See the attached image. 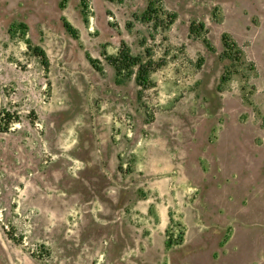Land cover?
Returning a JSON list of instances; mask_svg holds the SVG:
<instances>
[{
    "label": "rangeland",
    "instance_id": "rangeland-1",
    "mask_svg": "<svg viewBox=\"0 0 264 264\" xmlns=\"http://www.w3.org/2000/svg\"><path fill=\"white\" fill-rule=\"evenodd\" d=\"M86 1L0 0V264H264V0Z\"/></svg>",
    "mask_w": 264,
    "mask_h": 264
},
{
    "label": "trees",
    "instance_id": "trees-1",
    "mask_svg": "<svg viewBox=\"0 0 264 264\" xmlns=\"http://www.w3.org/2000/svg\"><path fill=\"white\" fill-rule=\"evenodd\" d=\"M81 2L84 7L87 6L86 0H81ZM161 3L162 0H148V5L145 11L141 15L134 14V18L141 19L143 21H152L155 19L157 20L160 14L162 15L165 14L166 18L165 19L162 18V20L160 21L162 23L161 26L162 28L169 27L175 21L176 13L165 12ZM84 21L87 22L88 18L84 17ZM63 22L66 30L73 37H78V30L68 20L63 19ZM128 26L131 27L132 22H129ZM158 26H159V21H158ZM189 31L191 35L194 34L196 36H200L202 32L205 34L208 32L206 23L204 21L198 22L196 20H192L190 22ZM222 41L225 47L224 53L227 55L228 58L235 60H242L243 50L239 46L237 41L233 39V37L229 33H224L222 35ZM203 42L206 44V46L209 49L214 50L213 44L210 42V40L206 35L203 36ZM27 47L30 50H32V52H34L35 55H37L42 59L46 68L49 67V59L46 54V51L40 45L33 44L32 41L28 40ZM104 56L110 62V64L115 68L118 77L126 78L132 76L134 73V68L137 66L138 84L143 87H147L151 84L150 72L153 69L152 61L145 62L144 60H142L140 56L132 54L130 48L124 41L122 42V47L120 48L119 52L116 55H109L107 53H104ZM88 59L94 68H96L99 71H102V66L100 65V62L98 60L92 58L90 55H88ZM250 64L252 67H254L253 63ZM233 73L234 71L226 67L224 73L221 76V83L227 82L231 78V75ZM12 122H13V118L11 117L10 112L4 109L0 114V130L7 131L10 128Z\"/></svg>",
    "mask_w": 264,
    "mask_h": 264
}]
</instances>
